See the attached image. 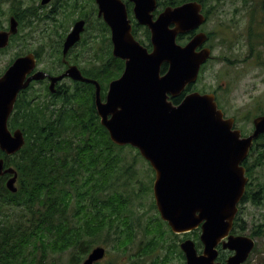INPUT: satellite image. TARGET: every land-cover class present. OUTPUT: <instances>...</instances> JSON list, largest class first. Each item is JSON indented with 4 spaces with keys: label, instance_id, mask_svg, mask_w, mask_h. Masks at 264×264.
<instances>
[{
    "label": "water",
    "instance_id": "obj_1",
    "mask_svg": "<svg viewBox=\"0 0 264 264\" xmlns=\"http://www.w3.org/2000/svg\"><path fill=\"white\" fill-rule=\"evenodd\" d=\"M134 4L133 16L138 25L150 31L152 50L147 51L133 37L127 11L121 0H95L98 17H102L111 33L112 56L124 62L121 75L108 85L105 100L100 98L98 83L84 78L76 67L66 75L80 82L95 85V104L101 125L110 141L119 147L131 146L149 163L154 171L153 197L161 219L174 233L196 229L201 224L200 241L203 252L197 255L193 242L180 246L185 264H212L215 247L231 227L248 179L241 163L247 157L252 142L264 133V116L253 119V132L241 137L233 129L234 119L224 118L212 93H187L178 105L174 99L196 83L200 67L210 57L203 48L206 34L199 32L184 46L176 37L201 26L205 16L198 2L166 8L153 20L155 0H129ZM174 25L173 29L169 26ZM84 23H76L67 37L64 51L74 45L83 32ZM0 33V48L15 33ZM167 66L164 73L161 67ZM32 57L15 59L0 76V151L14 155L24 145L19 130L10 132L7 122L17 94L31 80ZM41 74V76H40ZM6 182L8 191L15 193L16 174L13 169ZM224 248L235 252L226 264H242L254 247L248 237H229ZM105 249L91 250L81 264H95L103 259Z\"/></svg>",
    "mask_w": 264,
    "mask_h": 264
},
{
    "label": "flooded vegetation",
    "instance_id": "obj_2",
    "mask_svg": "<svg viewBox=\"0 0 264 264\" xmlns=\"http://www.w3.org/2000/svg\"><path fill=\"white\" fill-rule=\"evenodd\" d=\"M121 1L125 5L134 39L150 52L152 46L150 43L149 29L146 26L137 24L133 16L134 4L129 0ZM155 2V9L151 13L153 20L168 7L175 8L192 1L187 0L178 3L181 0L177 2H172V0H155ZM226 2V4L232 5L231 10L228 12L221 8L222 6L220 4H223L221 1L219 3L213 1L207 13L202 6L201 13L206 18L205 23L209 24L207 31H203L202 26L205 24L203 23L196 29L178 34L176 37L177 44L184 46L195 34L199 32L206 34V42L197 51L208 48L210 50V57L201 66L199 74L210 63H227L231 64V66L239 63L243 65L248 58L253 61L256 67L264 69V1L230 0ZM80 21L84 23V27L83 32L80 33L79 40L64 51L67 37L70 35L74 25ZM12 24L16 31L14 34L9 35L7 45L4 48H0V56L12 51V58L0 76L15 59L26 56L32 57L34 61V66L30 73L26 75V78H30L37 73H41L42 76L40 74L41 78L31 80L28 86L17 94L13 111L8 119V129L11 133L19 130L24 137V129L29 131L34 126V122L38 121L43 125L41 128L42 133L51 137L53 141L52 144L47 146V150L50 153L59 154L61 152L58 148L62 137H72V148L74 150L83 143L82 135L76 134L77 128L89 124L88 121L91 120L93 109L98 124L101 127L103 126L100 123V118L96 110L95 85L73 80L65 73L70 67H76L84 78L98 83L100 86V98L104 101L109 83H107V88L104 91L103 62H100V60L102 61L100 59L102 56V48L93 39H95L94 37L97 38L98 35L99 37H103L105 47L108 48L112 56L110 29L104 23L102 17H98V6L95 0H0V33H8ZM174 27V25L169 26L170 29ZM137 30H141V37L138 35ZM92 32L93 34H91ZM96 32H99V34ZM231 56L233 58H230ZM237 58H239V62H236L238 60ZM94 69L96 72L92 74ZM212 94L215 97L218 109L223 112L224 117L228 118L220 107L219 102L221 103V98L218 92L213 90ZM18 104H21L22 109L20 117L16 121V127L12 128L9 125V121L15 112V105ZM27 106L30 108L25 111L24 108ZM260 116H264V112H261L256 117ZM233 128L236 129L235 122ZM253 130L254 128L247 135H243L241 132V136L248 137L252 134ZM263 135L264 133L252 142L247 157L241 163L248 179L249 177L246 173L247 168H251L255 164V159L264 156V148L260 144ZM37 137L38 135H35V139ZM57 137L58 141L55 139ZM20 150L11 156L0 152L8 159H18ZM133 150V152L131 151L132 153L135 152V149ZM7 158L0 157L3 161L2 169L3 171L9 168L14 170L16 174L15 187L16 189L21 188L22 191L18 200L21 203L24 201V204H26L28 201V190L25 184L30 181V178L27 177L25 172V161L21 156L19 158L21 160L20 166L17 165L15 167ZM140 163L146 164L147 175L150 172L154 174L148 162L143 161ZM101 166L102 162L98 163L95 167H98V170L101 171ZM12 177V173H4L1 175L0 187L7 190L6 182ZM88 180L87 186L86 177L84 182L85 190L83 191L84 202L80 208V216L81 221H83V227L94 231V234H96V243L91 245L90 251L95 247H103L105 249V257L106 250L109 248L106 246L107 242H110L111 247L113 245L114 248V244H117L119 240L130 238L131 240L125 244V247L116 251L117 254H127L126 257L122 258L127 259L125 260L126 264H139L141 260H150L151 255L158 251V249L162 254L159 260H169L168 257L173 255L174 257L170 260H179L185 264V256L180 245L186 240L193 242L197 255L203 252V244L200 241L201 224L203 222L191 231L174 233L168 224L161 219L156 209L151 176H147L149 182H146V185L138 182V190L133 188L131 191H121V193L127 194L126 196L130 201L127 203L126 212L122 213L120 218L119 216H113V221L119 223V225L114 231L108 232V234L103 232L102 229L103 216L101 208L97 209V202H99L97 197L99 198V196L96 192L94 193V202L91 199L93 191L97 189V185L101 184L102 178L95 172L93 176L88 177ZM121 181L125 183L124 186L113 185L112 189L114 188V190L120 192L118 190L125 187L128 180L125 181L122 178ZM130 181L135 182V180ZM52 182H54V178ZM64 188L68 193L67 195H69L70 185L68 182H65ZM149 193H152L155 207L152 208L150 204L153 210L152 217L148 214L149 208H146L143 203L145 196L149 195ZM242 199L237 204V212L232 219L230 229L215 247L216 257L212 264H226L228 259L235 254L234 251L223 247V244L228 242L229 237H248L243 235L247 229V224L242 214L241 205L244 204ZM4 200L5 194H0V208L3 210L7 208ZM24 207V205H20L19 209H23ZM69 207L70 203H64L62 210H68ZM26 210L30 212L36 211L37 209L32 210L26 206ZM51 212L53 216L51 220L53 222H59L54 217V212ZM125 224H128V226L124 227ZM261 231V225L252 226L250 237L248 238L254 241V247L242 264H254L256 261L251 256L256 250L255 240L261 236ZM54 232V229L50 230L49 236L51 239L54 238ZM101 235H104V239L103 242L98 244V238ZM178 235L181 237V239H178V243H174V241L171 242L173 245L166 243V239L171 240V238H176ZM135 242H137L136 247H134ZM101 262L100 264H102Z\"/></svg>",
    "mask_w": 264,
    "mask_h": 264
},
{
    "label": "trees",
    "instance_id": "obj_3",
    "mask_svg": "<svg viewBox=\"0 0 264 264\" xmlns=\"http://www.w3.org/2000/svg\"><path fill=\"white\" fill-rule=\"evenodd\" d=\"M185 1L187 0H181L178 3ZM189 1H196L204 6L209 0ZM161 69L162 73L165 72L166 66H162ZM122 70L123 62L114 59L109 53L108 61L102 64L104 91L107 83L118 78ZM95 72L94 69L92 74ZM190 90L192 89L187 87L180 96L171 99L172 103L178 105ZM29 108L27 106L24 110ZM21 109V104L15 105V112L9 121L12 128L16 127ZM88 122V125L77 128L76 134L82 135L83 143L76 147L75 151L72 148V137H62L58 148L61 152L59 154L50 153L47 146L53 141L51 137L42 133L43 125L36 121L29 130L31 133L26 129L23 131L25 144L18 153V159H8L0 152V157L7 158L15 167L20 166L19 158L22 156L25 161L26 175L30 178V181L25 184L28 190L26 204L18 200L22 192L21 188L11 193L0 187V194H5L4 203L7 206L5 210L0 208V264H56L54 260H47L48 253H51L53 257L56 254L69 253L67 264H81L90 251L91 245L96 243V234L83 227L80 216V208L84 202L85 179L87 177L88 186V177L93 176L95 172L101 176L102 182L93 191L91 199L94 202L96 192L99 196L97 197L99 201L97 209L101 208L103 216V232L108 234L119 225L112 218L113 216L120 218L122 213L126 212L127 203L130 200L126 193L117 192L112 187L113 185L124 186L122 178L135 180V183L139 182L123 152L129 147H118L111 143L105 128L98 124L94 109L91 120ZM35 135H38L37 139ZM55 139L58 141V137ZM129 149L131 162L140 163L139 153L136 150L132 153L134 150ZM100 161L102 162L101 171L95 167L101 163ZM255 161L251 168L246 167L249 181L242 202H251L256 206L264 207V183L252 177L254 169L264 164V156L258 157ZM122 163L125 164L122 165ZM53 178L54 182H52ZM65 182L70 185L69 195L64 188ZM64 203H70L68 210H62ZM20 205L25 207L19 209ZM26 206L37 210L28 212ZM50 210L54 212V217L59 222L51 220L53 216ZM126 226L128 224L124 227ZM261 226L264 227V215H262ZM51 229L55 230L53 239L49 236ZM130 240V238L119 240L117 244H114V250L125 247ZM37 254H43V256L35 260Z\"/></svg>",
    "mask_w": 264,
    "mask_h": 264
},
{
    "label": "rangeland",
    "instance_id": "obj_4",
    "mask_svg": "<svg viewBox=\"0 0 264 264\" xmlns=\"http://www.w3.org/2000/svg\"><path fill=\"white\" fill-rule=\"evenodd\" d=\"M215 1L219 3L221 1L223 4H220L225 11H230L232 8L231 4H226V1L230 0H209L206 4H204V11L207 13V10L210 6H212V2ZM237 1V0H234ZM250 1H260V0H250ZM264 1V0H262ZM209 24L205 23L202 26L204 32L207 31ZM99 34V32H96ZM138 35L141 37V30H137ZM93 34V32L91 33ZM94 42L98 44L102 48V56L100 62H107L109 51L108 48L105 47V43L103 37H99V35L94 37ZM219 53V52H218ZM249 56V55H248ZM247 56V58H248ZM12 58V51L7 52L4 55L0 56V74L3 72L7 63ZM230 58H233L232 56ZM236 62H239V58ZM192 91L203 93H212V91H217L218 95L221 98L220 107L224 111L225 115L230 118L235 119V128L240 130L243 135H247L252 131V120L261 112H264V69L256 67L253 64L252 60L246 61L243 65L237 63L235 66H231V64H220V63H210L205 66L204 70L200 72L199 78L197 82L192 86ZM264 148V135L263 139L260 142ZM130 149L125 148L123 151L127 156L128 160L136 173V178L140 183L149 182L147 180V176H151V184L154 179V174L151 172L147 175L146 172V164L144 163H133L131 162ZM122 154V155H124ZM125 163H122V165ZM252 177L258 182L264 183V164L258 166L254 169ZM127 181V180H125ZM249 181V179H248ZM248 183V182H247ZM247 185V184H246ZM138 190L139 183L132 182L130 180L127 181V185L125 187L120 188L118 191H131V189ZM146 208H149V216H153V210L151 209L154 206L152 193L145 196L143 200ZM151 204V205H150ZM242 206V214L247 224V229L243 233L244 236L250 237V232L252 230V226L261 225L262 224V215H264V207L256 206L251 202H246L241 205ZM262 234L260 237L256 238V250L254 254L251 256L253 260H256L254 264H264V227L262 228ZM104 235H101L98 238V244L103 242ZM178 239H181L180 235L176 238H171V240L166 239V243H178ZM137 242H135L134 247H136ZM170 245H173L171 243ZM107 250L106 256L104 257L102 264H126L125 260L122 259L127 256V254L119 253L117 254L114 248L111 247L110 242H107ZM109 249V251H108ZM174 254V253H173ZM121 255V256H119ZM43 254H37L36 259H40ZM69 253L56 254L54 257L51 253L47 254V260H54L56 264H67ZM162 257V254L158 251L154 252L151 255L150 260H141L139 264H184V262H180L179 260H170L174 256L171 255L169 260H159ZM162 259V258H161ZM165 259V257H164Z\"/></svg>",
    "mask_w": 264,
    "mask_h": 264
}]
</instances>
